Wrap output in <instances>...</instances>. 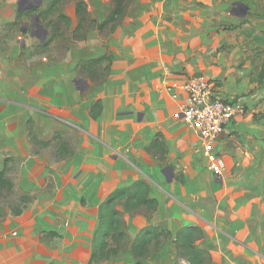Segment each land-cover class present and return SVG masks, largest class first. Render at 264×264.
Returning a JSON list of instances; mask_svg holds the SVG:
<instances>
[{"label":"crops","instance_id":"crops-1","mask_svg":"<svg viewBox=\"0 0 264 264\" xmlns=\"http://www.w3.org/2000/svg\"><path fill=\"white\" fill-rule=\"evenodd\" d=\"M115 1H84L96 26L66 52V64L0 68V171L23 199L0 205V264H136L133 246L148 228L160 236L143 264H190L176 247L186 228L201 230L194 245L207 264H264V12L257 0H127L102 28ZM76 14L66 15L72 35L81 31ZM31 33L42 44L48 38L34 22ZM197 75L248 107L217 144L222 176L174 118ZM140 182L156 206L116 201L125 238L117 255L92 263L101 206Z\"/></svg>","mask_w":264,"mask_h":264},{"label":"rangeland","instance_id":"rangeland-1","mask_svg":"<svg viewBox=\"0 0 264 264\" xmlns=\"http://www.w3.org/2000/svg\"><path fill=\"white\" fill-rule=\"evenodd\" d=\"M19 0H0V68L7 64L25 61L35 62L50 59L66 64V52L75 44L85 32L94 30L96 25L84 18V12L78 15L80 22L79 33L72 35L71 21L67 19L68 11L76 8L80 2L85 0H64L57 12L47 16L45 11L50 0H44L38 12L18 13ZM258 10L264 12V0H257ZM88 4L85 6L87 10ZM22 14L20 18L18 15ZM40 17V24L49 31L48 38L42 44L37 37H33L31 30L33 26L32 16ZM25 28V33L22 29ZM48 42V43H47ZM49 45V48H45ZM23 202L19 195L10 190L0 192V205L4 210L16 208Z\"/></svg>","mask_w":264,"mask_h":264},{"label":"trees","instance_id":"trees-1","mask_svg":"<svg viewBox=\"0 0 264 264\" xmlns=\"http://www.w3.org/2000/svg\"><path fill=\"white\" fill-rule=\"evenodd\" d=\"M64 0H53L45 15L49 16L55 12V8L60 5ZM127 0H116L115 8L110 15L109 19L102 25V28L108 27L111 23H115L117 19L124 12L125 2ZM85 12V3L80 2L77 5V14L81 16ZM22 14L18 15L20 18ZM264 41V40H263ZM48 46V45H47ZM45 46V47H47ZM263 62L261 69L257 75V82L264 83V50L262 52ZM30 135L32 140L38 143L39 140L36 136H33V133L30 129ZM48 143H43L47 145ZM13 184L7 179L5 171H0V192L2 190H11ZM147 187L144 183L140 182L136 184L133 188L129 190H120L112 194L106 202L101 206V215H100V228L97 231L95 240H94V249L91 258L92 263H98L100 261L109 259L112 256H115L119 252V246L125 238V234L121 232V221L120 214L114 208V204L119 199H126L128 203V208L136 205L145 204L150 207L156 206L155 200H147ZM1 218V213H0ZM160 234L156 230L148 228L143 232L142 237L138 238L133 246V252L138 262L136 264H143L141 259L145 256L148 251V247L152 240L158 239ZM202 236L201 230L197 228H186L177 236L176 247L180 255L188 259L190 264H207L208 254L198 249L194 243L197 239ZM110 240L114 242L115 248L110 244Z\"/></svg>","mask_w":264,"mask_h":264},{"label":"built area","instance_id":"built-area-1","mask_svg":"<svg viewBox=\"0 0 264 264\" xmlns=\"http://www.w3.org/2000/svg\"><path fill=\"white\" fill-rule=\"evenodd\" d=\"M187 102L174 114L183 120L197 135L209 169L222 176L225 163L217 147L234 118L247 112L243 96H226L218 84L204 75L189 79L185 85Z\"/></svg>","mask_w":264,"mask_h":264},{"label":"water","instance_id":"water-1","mask_svg":"<svg viewBox=\"0 0 264 264\" xmlns=\"http://www.w3.org/2000/svg\"><path fill=\"white\" fill-rule=\"evenodd\" d=\"M42 1L43 0H20L19 1V11L20 12L28 11V10L36 11L41 8ZM239 6L244 11L248 10V8H245V6L242 4H240ZM33 22H34V26L39 29L38 35L40 39L44 41L46 37L48 36V32L44 30L43 27L40 25V19L37 15L33 16Z\"/></svg>","mask_w":264,"mask_h":264}]
</instances>
